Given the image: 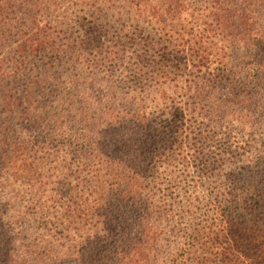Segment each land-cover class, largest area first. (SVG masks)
<instances>
[{
    "label": "trees",
    "instance_id": "trees-1",
    "mask_svg": "<svg viewBox=\"0 0 264 264\" xmlns=\"http://www.w3.org/2000/svg\"><path fill=\"white\" fill-rule=\"evenodd\" d=\"M0 264H264V0H0Z\"/></svg>",
    "mask_w": 264,
    "mask_h": 264
},
{
    "label": "rangeland",
    "instance_id": "rangeland-1",
    "mask_svg": "<svg viewBox=\"0 0 264 264\" xmlns=\"http://www.w3.org/2000/svg\"><path fill=\"white\" fill-rule=\"evenodd\" d=\"M94 41H90L89 43L85 44L82 46V49H81V54L83 56V58L87 59V61L91 60L93 57L96 56V53H94V48H93V45H94Z\"/></svg>",
    "mask_w": 264,
    "mask_h": 264
}]
</instances>
